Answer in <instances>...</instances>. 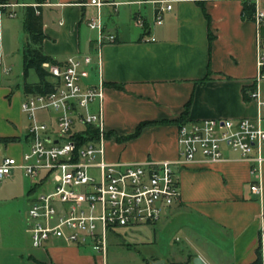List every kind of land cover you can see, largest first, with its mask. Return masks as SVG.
Wrapping results in <instances>:
<instances>
[{
    "label": "crops",
    "instance_id": "1",
    "mask_svg": "<svg viewBox=\"0 0 264 264\" xmlns=\"http://www.w3.org/2000/svg\"><path fill=\"white\" fill-rule=\"evenodd\" d=\"M37 1L8 0L14 6L0 9V17H20L19 22L0 25V56L9 72L14 57L21 54L22 73L27 38L24 8ZM106 1L117 4L101 10L104 33L114 35L115 41L99 49L97 32L87 25L96 15L88 0H49L38 8L43 54L57 63L75 55H89L93 60L85 84L101 81L105 88L106 161L174 162L181 118L254 116L255 109L243 92L255 75L256 27L242 17V10L246 2L254 4V11H264L262 0H172L159 26L153 20L161 0ZM9 12L14 16L9 17ZM138 19L143 26L136 23ZM28 78V83L37 82ZM25 96L23 77L21 86L11 78H0V140L12 139L0 143L6 145L4 154L17 160L29 147L31 120L21 109ZM36 119L53 123L54 114L38 113ZM177 175L180 201L151 226L152 231L155 227L171 231L175 242L181 243L179 248L207 264H252L260 246L264 264V165L253 176L249 163L226 149L222 161L193 162L178 168ZM253 182L259 183V194L250 191ZM34 184L21 170L0 183V210L6 214L0 215V264H105L90 250L61 241L31 247L27 229L22 231L16 218L28 206ZM160 259L169 260L150 256V260Z\"/></svg>",
    "mask_w": 264,
    "mask_h": 264
},
{
    "label": "built area",
    "instance_id": "2",
    "mask_svg": "<svg viewBox=\"0 0 264 264\" xmlns=\"http://www.w3.org/2000/svg\"><path fill=\"white\" fill-rule=\"evenodd\" d=\"M172 0H161L153 24L159 26ZM42 0L31 6L48 5ZM96 15L87 22L97 32L98 49L115 37L104 33L102 8L116 6L106 0H88ZM14 5L0 4V9ZM36 14L39 11L36 10ZM13 17L12 12L8 13ZM255 75L244 87L253 117L240 119L186 120L177 128V160L108 162L105 159L107 133L104 127V85L85 84L93 60L75 55L58 64L42 65L53 82V90L43 95L25 96L21 109L31 120L29 147L20 160L4 154L0 143V183L14 170H21L35 182L29 195L26 229L33 248H43L52 240L88 249L103 261L109 237L117 229L154 226L180 201L178 168L193 162L214 164L224 159L225 150L239 155L256 176L264 165V11L255 9ZM136 23L143 26L141 19ZM1 42V31H0ZM96 66H101L97 51ZM0 68L4 74L9 70ZM38 113H53L54 122L38 121ZM89 128V129H88ZM90 130V134H86ZM93 134V135H92ZM93 137L81 142L77 137ZM250 191L259 194V183Z\"/></svg>",
    "mask_w": 264,
    "mask_h": 264
},
{
    "label": "rangeland",
    "instance_id": "3",
    "mask_svg": "<svg viewBox=\"0 0 264 264\" xmlns=\"http://www.w3.org/2000/svg\"><path fill=\"white\" fill-rule=\"evenodd\" d=\"M262 2L264 4V0H262ZM7 21L16 23L20 21V17L11 19L7 16H1V27L2 24ZM1 77L11 78L13 82H16L19 86H21V54H19V58L15 59L14 57L13 67L9 74H2L0 69V78ZM36 80V75L31 72L28 81L34 82ZM14 205L16 206L17 202ZM24 207L25 206L21 208V213L19 217L16 218L17 224L22 231L26 228L25 213L27 211V207ZM0 215L6 216L4 211L2 212L1 210ZM151 228V226H142L133 229H117L115 234H112L109 237V246L104 259L105 264H150L149 261H155L150 260V256L152 255L164 256L165 258H168L169 260H165L167 264L191 263L192 258H190L189 253L184 251L182 248H179L181 246L180 242H175L176 234L166 230L160 231L159 227H155L156 231L154 233ZM173 248L175 249L173 250Z\"/></svg>",
    "mask_w": 264,
    "mask_h": 264
},
{
    "label": "trees",
    "instance_id": "4",
    "mask_svg": "<svg viewBox=\"0 0 264 264\" xmlns=\"http://www.w3.org/2000/svg\"><path fill=\"white\" fill-rule=\"evenodd\" d=\"M8 0H0V3L4 4ZM41 3L42 0H38ZM36 10L32 6H26L24 8V21L23 29L27 35L25 46L23 49V61H22V77H23V92L26 95H43L52 92L53 82L50 79L48 73L42 67L43 64H58L51 57L43 54L41 45L44 40V35L42 31L43 23L40 14H36ZM254 13V4L244 3L242 10V17L244 19L250 20ZM210 40V36H209ZM33 71L37 77L36 83H28L27 78ZM184 122L181 118L180 124ZM140 126L137 129V133L141 130ZM89 129V128H88ZM90 130H87L86 134H90ZM93 135V134H92ZM93 137H77L81 142L88 141ZM0 141H12V139H4ZM252 264H262L261 248L260 246L256 250V258Z\"/></svg>",
    "mask_w": 264,
    "mask_h": 264
},
{
    "label": "water",
    "instance_id": "5",
    "mask_svg": "<svg viewBox=\"0 0 264 264\" xmlns=\"http://www.w3.org/2000/svg\"><path fill=\"white\" fill-rule=\"evenodd\" d=\"M150 264H167V262L164 259L155 260V261H149ZM190 264H207L202 258L200 257H194Z\"/></svg>",
    "mask_w": 264,
    "mask_h": 264
}]
</instances>
